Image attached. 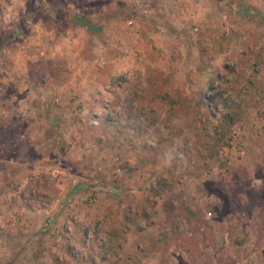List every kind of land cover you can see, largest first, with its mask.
I'll list each match as a JSON object with an SVG mask.
<instances>
[{"label": "rangeland", "instance_id": "rangeland-1", "mask_svg": "<svg viewBox=\"0 0 264 264\" xmlns=\"http://www.w3.org/2000/svg\"><path fill=\"white\" fill-rule=\"evenodd\" d=\"M0 264H264V0H0Z\"/></svg>", "mask_w": 264, "mask_h": 264}, {"label": "trees", "instance_id": "trees-1", "mask_svg": "<svg viewBox=\"0 0 264 264\" xmlns=\"http://www.w3.org/2000/svg\"><path fill=\"white\" fill-rule=\"evenodd\" d=\"M82 20H83V18L82 17H77V18H75V21L77 22V23H81L82 22ZM208 101V100H207ZM225 102H227V101H225ZM211 103H209V105H210ZM226 104V103H225ZM229 104V105H228ZM228 104L227 105H225L224 107H225V109L228 111V112H226L225 113V116L223 117V123L225 124V122H227L228 123V125L230 126V125H232L235 121H236V119H237V117L239 118V114H240V112L239 111H230V109H232V105H231V102H228ZM107 124H108V127L109 128H113V127H116V126H118L119 125V121H117V119L116 118H114V119H107ZM220 124V126L218 127V131H217V133H226L225 132V129L221 126V122L219 123Z\"/></svg>", "mask_w": 264, "mask_h": 264}]
</instances>
